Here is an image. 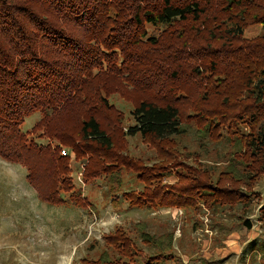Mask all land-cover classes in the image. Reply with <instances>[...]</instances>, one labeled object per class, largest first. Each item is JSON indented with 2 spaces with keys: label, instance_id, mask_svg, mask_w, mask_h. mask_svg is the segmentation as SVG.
Returning <instances> with one entry per match:
<instances>
[{
  "label": "trees",
  "instance_id": "16d2710c",
  "mask_svg": "<svg viewBox=\"0 0 264 264\" xmlns=\"http://www.w3.org/2000/svg\"><path fill=\"white\" fill-rule=\"evenodd\" d=\"M251 26L264 29V0H0V157L26 167L50 206H93L71 176L64 145L76 159L87 157L86 182L119 167L134 170L145 188L124 197L136 207L220 209L228 199L248 201L239 167L246 165L245 175L264 174V33L246 38ZM111 86L110 94L138 96L127 135L150 142L152 165L124 154L126 132L109 120L111 111L118 114L108 100ZM36 112L41 119L23 132ZM242 122L252 130L237 143L245 150L216 180L197 161L188 165L174 139L188 123L219 140L224 132L238 135ZM174 174L177 183L165 184ZM138 227L141 241L159 251L142 264L168 257L174 232L158 236L146 222ZM106 242L125 259L106 252L82 264H140L123 228Z\"/></svg>",
  "mask_w": 264,
  "mask_h": 264
},
{
  "label": "rangeland",
  "instance_id": "374dc122",
  "mask_svg": "<svg viewBox=\"0 0 264 264\" xmlns=\"http://www.w3.org/2000/svg\"><path fill=\"white\" fill-rule=\"evenodd\" d=\"M263 33L262 27L251 26L245 37L253 39ZM112 86L109 87L108 100L118 114L111 111L109 120L114 124L118 121L126 132L124 154L152 165L157 153L150 142L140 134L127 135L128 129L136 123L132 112L138 96L132 91L131 94L121 91L110 94ZM200 90L197 89V93L201 96ZM184 103L188 107L192 104L189 99ZM40 119L39 112L29 116L22 125L23 132L29 133ZM185 128V134L174 138L182 158L193 167L200 163L215 180L221 173L235 168L230 167L232 156L245 150L243 146L237 150V143L243 144L241 134L252 131L242 122L237 126L238 135L224 132L221 139L212 140L196 125L188 123ZM32 138L39 144L46 143V140L38 138V134H33ZM63 149L68 151L65 157L71 158V176L77 188H82L84 198L93 206L80 208L43 203L27 180V168L0 157V264H82L84 260L96 261L106 252L113 260L125 259L106 242L107 236L119 227L134 239L137 244L134 253L142 264L159 254L156 247L141 241L143 228L138 226L145 222L152 235L174 232L173 249L168 257L157 261L158 264H264L261 211L264 206V174L257 178V175L249 173L245 175L246 165L239 167V171H243V182L249 184L247 187L246 184L239 185L241 195L248 198L246 202L228 199L220 209L200 203L193 209L168 207L148 210L131 205L130 200L124 197L129 192L140 194L145 188L134 170L126 171V168L119 167L108 176L104 174L86 182L83 173L87 157L78 160L70 147L64 145L61 153ZM177 179L174 174L164 183L175 184ZM114 188L116 193L112 194L111 189ZM246 221L250 222L252 229L247 228Z\"/></svg>",
  "mask_w": 264,
  "mask_h": 264
},
{
  "label": "built area",
  "instance_id": "2783aa9c",
  "mask_svg": "<svg viewBox=\"0 0 264 264\" xmlns=\"http://www.w3.org/2000/svg\"><path fill=\"white\" fill-rule=\"evenodd\" d=\"M62 154H63L64 156H66V155L68 154V151H67L66 149H63V150H62Z\"/></svg>",
  "mask_w": 264,
  "mask_h": 264
}]
</instances>
